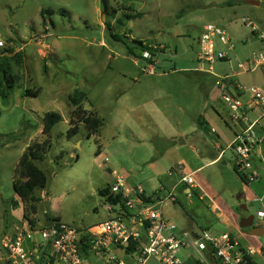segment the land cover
<instances>
[{
    "label": "rangeland",
    "instance_id": "rangeland-1",
    "mask_svg": "<svg viewBox=\"0 0 264 264\" xmlns=\"http://www.w3.org/2000/svg\"><path fill=\"white\" fill-rule=\"evenodd\" d=\"M105 1L106 11L102 0H0L1 58L20 77L8 99L0 96V247L28 228L29 220L39 228L58 220L83 230L105 221L109 202L100 191L114 182V171L151 194L168 186L176 165L187 171L199 167L182 138L165 139L196 128L208 104L205 91L215 77L197 60L203 27L222 26L235 45L229 61L212 65L217 75L232 74L238 61L250 59L264 44V0ZM43 10L53 13L48 25ZM134 40L157 46L156 59L129 55L128 48L140 54ZM12 47L24 53L22 66L6 52ZM28 89L40 93L26 95ZM76 90L87 95L82 108L103 120L90 138L83 123L74 137L67 136ZM47 112L62 117L52 129L45 160L35 162L47 184L33 195L41 201L24 202L14 189L15 171L27 148L45 140ZM195 178L204 190L221 191L225 203L238 197L240 180L221 164L203 168ZM159 194L165 198L164 216L179 229L190 216L204 224L206 208L197 199L190 203L179 195L171 202L166 192ZM254 197L256 211L264 208V189ZM35 238L41 241L39 234ZM6 262L0 249V264Z\"/></svg>",
    "mask_w": 264,
    "mask_h": 264
},
{
    "label": "built area",
    "instance_id": "built-area-1",
    "mask_svg": "<svg viewBox=\"0 0 264 264\" xmlns=\"http://www.w3.org/2000/svg\"><path fill=\"white\" fill-rule=\"evenodd\" d=\"M261 37L264 38L263 35ZM0 47H4V42L0 41ZM152 47L158 49L157 46ZM200 47L198 62L208 64V72L212 74V65L229 61V52L235 50L229 33L222 26L213 23L203 27ZM142 55L148 61L157 57L150 50L144 51ZM263 64L264 54L258 53L239 63L238 69L248 73ZM149 66L153 68V65ZM237 74H214V85L229 107L232 121L244 124L229 147L236 154V171L250 183L256 179L253 157L256 149L264 145V130H259L258 120H251L248 114L255 108H264V91L257 86L240 85L235 79ZM239 93L248 94L250 100L243 101ZM174 172L180 173L179 184L188 187L189 191L197 187L194 172H186L182 165L171 168L169 174ZM113 173L115 179L110 195L120 197L121 202L107 204L109 216L105 221L86 230L62 221L40 228L28 222V228L19 230L2 241L0 249L6 253L7 262L37 264L40 256L48 250L47 264H88L83 256L84 248L105 254L112 246L127 248L133 244L136 249L130 253L136 255L139 263L155 259L160 264H182L180 253L191 243L200 252L209 250L219 264H251L256 250L241 245L228 233L215 235L204 232L199 239H192L187 232L180 233L177 225L167 219L161 210L165 198L159 192L164 191V188L147 194L141 186H132L125 175L115 171ZM164 192L167 193V200H177L176 186L171 191ZM257 216L264 221V211H259ZM37 234L41 236V241L35 238ZM106 261L108 264H124L113 254L108 255Z\"/></svg>",
    "mask_w": 264,
    "mask_h": 264
},
{
    "label": "crops",
    "instance_id": "crops-1",
    "mask_svg": "<svg viewBox=\"0 0 264 264\" xmlns=\"http://www.w3.org/2000/svg\"><path fill=\"white\" fill-rule=\"evenodd\" d=\"M258 53L264 54V44L259 51L253 52V54ZM247 60L249 59L238 61L236 68L238 69L239 63H243ZM235 72L238 73L235 79L240 85L246 87L257 86L264 91V64L248 73L240 71L239 69L233 71V73ZM245 75L247 76L244 77ZM214 83L215 79L210 88H207L205 91L208 104L205 105L204 111L200 113L196 120L195 125L197 127L193 128L190 132H183L177 135L171 134L167 136L165 140L182 138L184 142L180 144L184 146L190 145L191 152L195 156L193 159L199 167L195 170L187 171L183 164H178L182 165L186 172H194L196 175L197 172L203 168L217 164H221L223 170H232L235 176L240 180V182H238L240 183L238 197H236L234 203H225L224 199H222L223 194L220 193L221 191L218 192L211 189L204 190L197 178V187L189 191L188 187L179 184L181 175L178 172H174L172 175L169 174V177H171L170 183L168 186L160 188H164V191H171L176 186L177 200L175 202L178 201V196L182 195L190 203H192L194 199H197L200 204L206 208V213L202 215L205 218L204 224L199 222V219L197 220L195 217L190 216L188 222L182 229H179L177 226L180 233H189L188 231L191 229L192 231L189 234L192 239H199L204 232L215 235L228 233L236 238L241 245L253 247L256 250V254L252 257L251 264H264V221L257 216L259 211H264V208L260 207L256 211L254 207L259 201L254 197L255 192L264 189V145L256 149L253 157V168L256 179L252 183H248L236 171V154L234 150L229 147L236 135L244 128V124L232 121L229 107L221 98L220 91L215 87ZM239 96L243 101L250 100L249 95L246 93H239ZM213 104L212 111H209V106ZM223 110H228L227 117L223 116ZM248 115L251 120H258L259 130H264L263 107L251 110ZM178 144L179 143L171 144L170 147ZM203 161L207 162L204 163ZM157 190L159 189H155L154 192ZM193 191L197 194H193ZM206 197L209 199V202L206 200ZM108 216L109 213H107V217ZM111 254L115 255L118 261L124 264H160L155 259H149L145 263H139L136 255L128 252L127 248L123 246H112L105 254L89 248H84L83 250L84 259L88 264H108L106 259L107 256ZM180 256L182 264H219L218 260L209 250L200 252L191 243L186 245L181 251Z\"/></svg>",
    "mask_w": 264,
    "mask_h": 264
},
{
    "label": "trees",
    "instance_id": "trees-1",
    "mask_svg": "<svg viewBox=\"0 0 264 264\" xmlns=\"http://www.w3.org/2000/svg\"><path fill=\"white\" fill-rule=\"evenodd\" d=\"M104 11L107 10L106 1L102 0ZM43 17V24L48 25L49 21L47 16L53 14L52 11L43 10L41 12ZM130 18V17H128ZM51 25L53 23L51 22ZM134 44L138 45L137 48L140 49V54L136 53L134 48H128V54L137 57L139 59L143 58V52L146 50H150L154 53V56H157L159 53V49H154L151 44L145 43L142 40H134ZM136 48V47H135ZM8 54H13V58L17 64H24V53L22 51H15V48H10L6 51ZM44 71H46V67H44ZM20 77L18 75L12 74L9 71V67L7 68L1 58L0 54V96L3 99H8L11 95L12 90L16 85L19 84ZM40 90L31 91L26 90L25 94L30 96H38ZM87 95L84 92L76 90V92L70 97L71 104L75 107V110L72 112L70 118V128L67 132L68 138L74 137L80 128V123L85 124L88 129V137L90 138L93 134L99 132L103 120L100 119L94 112H88L82 108V102L86 99ZM2 112L0 111V117ZM61 115L57 112H47L44 115V126H43V134L45 135V140L43 142H36L33 145H30L27 150L20 157L17 169L15 171V179H14V189L17 196L24 202L29 201H41V199H36L33 197L36 190L44 189L47 184V175L45 172L35 163L36 161H43L50 150L51 144V132L53 127L61 120ZM112 185V184H111ZM110 187H106V189L100 191V195L102 197H106L107 202H111L113 204H118L121 202L120 197H113L110 195ZM193 194H197L193 191ZM123 206V205H122ZM33 211H36V207L32 205ZM28 219V218H27ZM58 220H52L51 222H55ZM32 226L33 221L29 220ZM136 247L131 244L127 247V251H134ZM48 250L44 252L42 256H40L37 264H47V256ZM9 264V262H6ZM5 263V264H6Z\"/></svg>",
    "mask_w": 264,
    "mask_h": 264
},
{
    "label": "water",
    "instance_id": "water-1",
    "mask_svg": "<svg viewBox=\"0 0 264 264\" xmlns=\"http://www.w3.org/2000/svg\"><path fill=\"white\" fill-rule=\"evenodd\" d=\"M251 2H255V1H251ZM192 230L190 229L188 232L190 233Z\"/></svg>",
    "mask_w": 264,
    "mask_h": 264
}]
</instances>
